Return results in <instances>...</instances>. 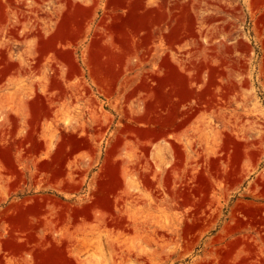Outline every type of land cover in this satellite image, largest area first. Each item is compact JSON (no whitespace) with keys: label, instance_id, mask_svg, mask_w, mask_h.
Returning a JSON list of instances; mask_svg holds the SVG:
<instances>
[{"label":"rangeland","instance_id":"obj_1","mask_svg":"<svg viewBox=\"0 0 264 264\" xmlns=\"http://www.w3.org/2000/svg\"><path fill=\"white\" fill-rule=\"evenodd\" d=\"M82 2L0 0V264H264V0H170L153 50L98 10L71 68Z\"/></svg>","mask_w":264,"mask_h":264},{"label":"crops","instance_id":"obj_2","mask_svg":"<svg viewBox=\"0 0 264 264\" xmlns=\"http://www.w3.org/2000/svg\"><path fill=\"white\" fill-rule=\"evenodd\" d=\"M146 2L147 0H101L100 2L98 0H83L80 5L66 8L65 12L61 15L62 17L56 20L55 30L49 37L54 47L53 53L56 60L61 64L69 65L71 68L76 66L77 61L74 56L63 54V51L60 48L58 50L57 46L59 44L62 46L69 44L73 45L75 42L83 39L86 33L88 19L98 10H101L102 14L109 16L110 20H112V17H118L117 20L121 21L123 32L127 38H131L142 29L149 31L151 33L150 43L152 47L153 39H155L156 42L164 31V24L162 20L158 21L156 15L158 11L164 13L166 16L170 14V0H150L148 12L146 11ZM99 7H101V9ZM145 14L149 15V20L145 21L146 26L143 27L141 17H144ZM129 17H136L137 21L135 20L136 22L134 24L125 23ZM165 25L168 26V24ZM157 44L158 43H156L155 47L156 56H154L156 63L159 60V48ZM94 47H96V50H100L99 46L92 44V48ZM110 47L113 48L114 55L121 50L118 45ZM151 50H153V47ZM164 52H166V50ZM154 57L152 59H154ZM165 58L167 59V56ZM109 60V63L114 65L118 64V61L115 59ZM106 62L107 61L103 60L102 56L99 55L94 63L105 64ZM116 69L115 67V70Z\"/></svg>","mask_w":264,"mask_h":264}]
</instances>
